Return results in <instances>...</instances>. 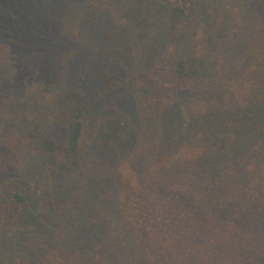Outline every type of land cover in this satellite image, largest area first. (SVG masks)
<instances>
[{"label":"trees","instance_id":"1","mask_svg":"<svg viewBox=\"0 0 264 264\" xmlns=\"http://www.w3.org/2000/svg\"><path fill=\"white\" fill-rule=\"evenodd\" d=\"M238 2L215 49L208 0H0V264H264V93L210 77L264 81V0Z\"/></svg>","mask_w":264,"mask_h":264},{"label":"rangeland","instance_id":"2","mask_svg":"<svg viewBox=\"0 0 264 264\" xmlns=\"http://www.w3.org/2000/svg\"><path fill=\"white\" fill-rule=\"evenodd\" d=\"M209 4H210V9H209V14L208 16L204 19V23L201 24V28L198 29V31L201 33V35L204 37H206V41L208 42V38L209 35H213V33L216 31V34H219L220 29L223 32L224 30L227 32V34L224 35V38L222 39H217L216 40V46L215 49H218L221 46V43L223 44V42L225 41H230L233 42V39H235L236 34L238 35L239 33V26L242 24L243 19H245V14L243 12V8L240 5V3L238 2V0H208ZM5 21L1 20L0 21V26H4ZM200 36V35H199ZM220 38V37H219ZM201 39V38H200ZM250 55V54H248ZM244 55L242 54L241 58ZM250 57V56H249ZM213 60V58H211ZM227 60L228 63L226 65H224L223 62L221 63V66H212L210 65V75L212 76H217V77H212L210 76L212 79H216L218 81V87H216V93L218 92L220 93L218 96H215V99H218L219 101L222 100V98L224 99L225 102H229V96L231 95L232 92H230L231 88L233 90V88H237L241 89L242 93H251V97L245 101L246 103H248L246 106H249L251 103H255L256 101H259L257 99H259L260 97L263 98V93H264V81L261 79H256V77H254L252 75V67L250 68H246L243 67V69H241V71L236 72L235 69H233V67L228 68L226 67L227 65H231L230 63H233V58L231 55L227 54ZM214 61V60H213ZM250 61V60H249ZM240 63V61H239ZM216 70H219L220 72H216ZM245 70L246 73L244 76H242V72H244ZM241 87V88H240ZM225 90L223 93L222 91ZM212 92V89H211ZM229 92V93H228ZM194 96L190 93H188L186 95L187 99L185 101L186 104L188 103H192V102H197V103H201L203 102V100H205V92L204 93H200V92H193ZM222 93V94H221ZM213 94V93H212ZM224 94V96H223ZM134 97V99H132L131 101V106L132 107H139L142 103V97L139 96L138 94H134L132 95ZM132 97V98H133ZM194 97L198 100H195ZM191 99V102H190ZM201 99V100H200ZM244 101V100H243ZM193 107H197L196 104L192 103ZM123 126L120 124V122H117L112 128H110V133L108 135H104L103 134V139L101 141L102 144H104V148L107 147H112L113 150V146L112 145H118L119 141H117V139L114 137L117 130L122 129ZM91 137H88V141L90 140ZM117 141V142H116ZM99 145L98 142H93V144H91V149H95L97 146ZM1 145H0V152H1ZM3 150V149H2ZM249 150H253V146L249 149ZM249 156L252 158L253 155L251 153H248ZM3 154H1L0 156H2ZM112 157V156H110ZM167 159L169 158V156L166 157ZM6 177H3V179H5ZM58 221L56 220L55 216H53V218L50 221V225L51 226H57L55 225ZM52 228V227H51ZM47 234V232H45V228H41V232L35 234V235H31V237L29 238V240L26 243V247L27 248V252L29 253H33L35 250V248L37 247H41L42 242L44 241V237ZM46 244L43 242V245ZM42 245V246H43ZM47 252L48 251V246L45 245ZM206 254H204L200 259H197L196 261L199 262V264H207L208 261L205 259Z\"/></svg>","mask_w":264,"mask_h":264}]
</instances>
